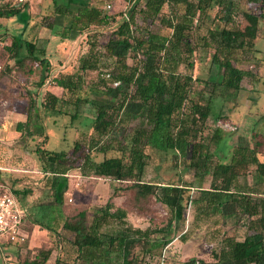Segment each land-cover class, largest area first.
Segmentation results:
<instances>
[{"label": "rangeland", "instance_id": "374dc122", "mask_svg": "<svg viewBox=\"0 0 264 264\" xmlns=\"http://www.w3.org/2000/svg\"><path fill=\"white\" fill-rule=\"evenodd\" d=\"M66 2L67 0H32L26 7V13L29 14L28 23L17 17H0V193H14L27 209L23 229L29 232L25 241L13 242L7 246L0 242V264H25L26 258L33 257L40 248H52L53 252L55 250L56 257H60L63 264L86 263L78 257L77 249L68 242L69 232L63 228V223L65 220L78 218L80 212L85 211L87 222L92 224L94 218L101 214L102 207L110 200L114 203L112 211L124 209L126 217L123 221L134 227L164 228L171 217L169 208L155 195L140 197L137 189L131 186V181L95 175L83 176L77 167L67 173L68 189L64 194L63 203L59 206L56 203L54 192L60 176L42 170L37 148L65 150L72 154L75 142L82 141L83 147L79 154L89 152L93 159L100 161L105 156L120 155L123 149L130 146L132 137L142 125L143 117L142 113L136 112L138 107L135 103L129 110L126 109L127 111L119 109L122 97L116 95L118 87L108 85V81L103 79L102 72L105 69L112 70L113 60H101L95 70L84 72L80 68L81 57L87 55L92 41L98 39V49L105 51V43L118 27V22L91 25L83 30L70 29L72 16L60 12V9H65ZM88 2L111 16L128 11L131 7L127 0ZM232 3L226 10L218 5L213 7L209 15L199 22L194 38L196 43L202 42L207 28L223 29L237 24L244 27L246 22L237 23L236 19V16H241L244 11L262 13L255 51L250 53L247 59L242 58L240 52L235 57L234 65L244 74L241 87L235 90L219 84L212 91L210 86H205L207 81H220V76L218 66L213 65L211 61L214 49L205 50L199 45L192 58L195 67L189 71L196 78L191 100L212 106L200 137L210 142L214 133L221 134L219 148L228 160L234 145L255 146L259 152L262 151L260 157L264 160V5L248 0H232ZM80 7V4H72L70 11L78 13ZM178 10L183 12L184 8L180 6ZM171 11L170 6L166 5L163 20L153 21L151 28L163 35H169L171 30L165 19L170 16ZM232 14L235 19L231 18ZM145 22L144 18L138 17V24L144 25ZM20 32H23L26 38L37 40L40 46L46 47L47 57L51 61L46 77L44 67H37L36 62L26 61L23 66H19L12 58L7 46L10 45L12 36ZM127 58L129 62H133L130 50ZM180 71L187 72L184 64L181 65ZM60 73L78 74L81 88L74 94L63 92V97L69 99V103L63 104L64 112L52 114L44 107L43 97L48 87H56L52 79ZM42 79H45V82L39 87ZM124 90L131 92L134 87H124ZM78 95L89 97L90 103L80 110L81 116L73 117ZM32 100L36 103L33 110L35 122L32 126L34 136H22L16 130V124L19 117L25 115ZM98 101L109 103L110 111L115 117L112 136L105 141L107 153L93 146L96 137L93 128L95 104ZM191 109L188 102L185 113H190ZM220 118L238 125V130L219 129L217 122ZM258 140L261 141V146L257 145ZM146 152L149 158L144 175L145 182L185 183L193 186L189 187L185 201L186 219L177 230H171L172 241L158 252H145L141 244H138L132 249L131 257L134 256L144 264H183L185 259L192 256L207 260L220 250L222 239L226 235L243 239L251 232L247 214L235 203L226 204L223 214L219 216H207L199 211V178L190 173L183 174L182 166L177 164L175 150L166 151L149 144ZM213 160L216 161L217 158L214 157ZM254 169V165L239 169L241 185L254 184ZM210 182L211 176L207 174L203 186L209 187ZM255 188L260 189L264 196V184ZM53 215L56 220L51 225L56 229L50 231L41 224L46 225ZM123 221L113 217L107 218L102 225V232L110 233L119 229L124 225ZM35 225L38 228L32 237ZM33 240L35 252L33 249L26 252L25 249ZM60 244L62 248H59ZM54 257L51 258V264ZM111 257V264H120L122 261V257L116 252H113ZM261 264H264V259Z\"/></svg>", "mask_w": 264, "mask_h": 264}, {"label": "trees", "instance_id": "16d2710c", "mask_svg": "<svg viewBox=\"0 0 264 264\" xmlns=\"http://www.w3.org/2000/svg\"><path fill=\"white\" fill-rule=\"evenodd\" d=\"M127 1L131 4L128 11L112 16L105 14L100 7L91 6L88 0H67L65 9H60V12L72 16L70 29L83 30L91 25L118 22V27L105 43V51L98 49V39L92 43L90 41L89 52L81 57L80 68L84 72L95 70L101 60L105 58L113 60L112 70H104L111 74V79L104 77L103 79L108 81L107 84L110 86H113V80L121 82L116 93L117 97H122L119 109L129 110L135 103L138 107L136 112L142 113L143 116L142 125L132 137L130 146L123 149L122 154L105 156L100 161L93 159L89 152L79 154L83 147L82 141L75 142L72 154L65 150L57 151L42 147L37 148L36 152L42 163V170L60 176L54 192L58 206L63 203L64 194L68 189L67 173L77 167L83 176L95 175L131 181V186L137 189L140 197L155 195L169 208L171 217L164 228L134 227L123 221L126 217L124 209L112 211L114 203L110 200L102 207L101 214L94 218L92 224L87 222L85 211L80 212L79 217L74 220H65L63 228L69 232L68 242L77 249L78 257L86 261L84 264H111L113 252L122 257L120 264H144L134 256L131 257L132 249L136 245L141 244L145 252H158L172 241L171 230H177L186 219L185 201L188 198V189L193 185L145 182L144 175L149 158L146 147L151 144L166 151L175 150L177 164L182 166L183 174L190 173L199 178L198 187L201 190L199 211L207 216H219L223 214L226 204L235 203L247 214L250 222L251 232L243 239L226 235L215 256L212 254L207 260L192 256L185 259L183 264L228 262L261 264L264 259V196L255 186L264 184V160L260 157L262 151L259 152L251 145H234L228 160L219 148L221 134L214 133L210 142L200 137V132L208 122L212 106L191 100L196 78L189 71L195 67L192 58L199 45L205 50L213 48L211 61L213 65L218 66L220 81H207L205 86H210L212 91L219 84L235 90L240 89L244 74L234 65L235 57L240 52L242 58L247 59L249 54L255 51L262 13L244 11L241 16H236L237 23L246 22L244 27L237 24L223 29L207 28L202 42L196 43L194 33L199 22L207 17L216 5L226 10L230 4L233 5L232 0ZM248 1L264 5V0ZM30 2H2L0 17H17L28 23L29 14L26 13V7ZM72 4H80L78 13L70 11ZM166 5L172 9L170 16L165 19L171 30L169 35H163L151 28L153 21L162 19ZM180 6L184 8L183 12L178 10ZM139 16L146 21L144 25L138 24ZM234 17L232 14L231 18ZM7 49L17 65L23 66L26 61L36 62L37 67H44L45 77L49 73L51 61L47 57L46 47L40 46L37 40L26 38L23 32L12 36ZM129 50L132 52V63L127 58ZM183 64L187 69L186 73L180 71ZM52 80L58 90L47 88L43 103L52 114H60L64 112L63 104L69 103V99H65L62 93L74 94L79 91L81 79L76 73H60ZM44 82L45 79H42L39 87ZM129 86L134 87V90L125 91L124 87ZM188 102L192 109L186 114ZM89 103V97L78 95L73 117L81 116L80 110ZM95 105L93 128L96 137L93 146L107 153L105 141L112 136L115 117L110 111L109 103L98 101ZM35 108L36 103L32 100L25 112L26 121H18L16 124V130L22 136H34L32 126L35 122L33 116ZM218 120L226 121L223 118ZM261 144L258 140L257 145ZM214 157L217 158L216 161L213 160ZM251 165L255 166L254 184L241 185L239 169ZM207 174H210L211 182L209 187H204ZM55 217L51 216L46 225L38 224L54 231L56 228L51 223L56 220ZM110 217L122 220L124 225L110 233H103L102 225ZM23 224L24 221L22 228ZM155 233L158 235L154 236ZM52 254V248H40L33 257L26 258L25 264H49Z\"/></svg>", "mask_w": 264, "mask_h": 264}, {"label": "built area", "instance_id": "2783aa9c", "mask_svg": "<svg viewBox=\"0 0 264 264\" xmlns=\"http://www.w3.org/2000/svg\"><path fill=\"white\" fill-rule=\"evenodd\" d=\"M9 1L24 3L32 0H0V3ZM102 77L111 79V74L108 71H103ZM112 84L114 87H118L121 82L119 80H113ZM217 126L227 131L238 130V125L229 121L218 120ZM26 215L27 209L22 206L14 193H0V242L3 244H11L26 239L22 228V223Z\"/></svg>", "mask_w": 264, "mask_h": 264}, {"label": "crops", "instance_id": "0c3cea01", "mask_svg": "<svg viewBox=\"0 0 264 264\" xmlns=\"http://www.w3.org/2000/svg\"><path fill=\"white\" fill-rule=\"evenodd\" d=\"M53 81V80H52ZM54 82V81H53ZM55 83V82H54ZM48 88H51V87H48ZM53 88H56V87H53ZM53 88H51V89H53ZM26 119H27V116H26V114L25 115H22V117H19V119H18V121H26ZM37 226L35 225L34 226V228H33V230H32V237H34L35 236V234H36V230H37ZM23 232H24V234H25V236H26V239L29 237V232H26L24 229H23ZM31 233V232H30ZM25 239V240H26ZM24 240V241H25ZM4 246H7V245H9L8 243H5V244H3ZM34 247H35V242H34V240L33 241H31L30 242V244L28 245V247L25 249L26 250V252H28L29 250H31V249H33V252H35L34 251ZM59 248H62V244H60V246H59ZM55 250H54V252H53V254H52V259H53V257H54V255H55ZM52 259H50L49 260V264H51V262H52ZM56 263H58V264H63L61 261H60V257L58 258V257H56V255H55V257H54V261H53V264H56ZM8 264V263H7Z\"/></svg>", "mask_w": 264, "mask_h": 264}]
</instances>
